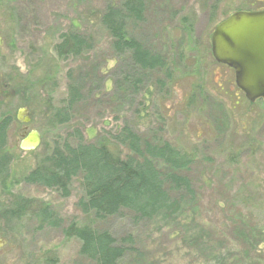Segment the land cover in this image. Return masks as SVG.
Returning <instances> with one entry per match:
<instances>
[{
    "label": "rangeland",
    "instance_id": "1",
    "mask_svg": "<svg viewBox=\"0 0 264 264\" xmlns=\"http://www.w3.org/2000/svg\"><path fill=\"white\" fill-rule=\"evenodd\" d=\"M123 1L0 0V115L14 117L7 131L8 174L0 178V227L26 264H96L79 253L76 237L63 234L72 221L107 230L125 247L117 264H264V104L249 102L234 71L210 51L221 20L237 10L264 9V0H142L143 19H127L125 29L162 54L167 70L146 73L137 90L123 78L127 54L113 50L100 21L107 5ZM71 31L89 37L92 48L59 58L53 47ZM71 81L79 82L82 99L68 122L53 124L51 111L67 104ZM20 107L27 109V123L16 120ZM123 126L143 142L167 141L194 157L180 172L193 193L182 195L175 215L137 223L127 212L97 219L78 206L80 175L68 196L23 181L55 144H74L77 133L86 143L128 154L112 138ZM32 129L41 145L20 149L22 135ZM41 205L56 213L60 226L38 228L33 212Z\"/></svg>",
    "mask_w": 264,
    "mask_h": 264
},
{
    "label": "trees",
    "instance_id": "2",
    "mask_svg": "<svg viewBox=\"0 0 264 264\" xmlns=\"http://www.w3.org/2000/svg\"><path fill=\"white\" fill-rule=\"evenodd\" d=\"M143 9L142 0H124L120 6L107 5L100 15V21L112 39L113 50L119 55L127 54L128 70L123 78L134 90L144 84L146 73L167 70V61L162 54L129 36L125 29L127 19H143ZM91 48L89 37L71 31L60 35L53 50L57 57L66 58L78 56ZM165 74L169 76L168 72ZM0 87L3 89L2 85ZM81 99L79 82L71 81L67 104L51 111L53 124L68 122L70 111ZM5 113L0 115L1 179L8 174L7 131L14 121L12 113ZM76 138L74 144L68 140L55 144L26 173L23 181L56 189L62 196H68L71 180L80 175L84 198L78 201V206L82 212H92L97 219L127 212L135 223L157 215L163 218L175 215L181 208L182 195L193 193L189 178L180 172L189 168L194 157L167 141L143 142L136 132L123 126L112 135L117 144L124 145L129 151L122 156L104 143H86L78 133ZM155 161L163 163L170 172L160 170ZM33 213L38 228L60 226V218L48 205L38 206ZM63 234L68 238L76 237L80 241L79 253L96 264H117L125 253V247L118 244L107 230L77 226L72 221L63 228Z\"/></svg>",
    "mask_w": 264,
    "mask_h": 264
},
{
    "label": "water",
    "instance_id": "3",
    "mask_svg": "<svg viewBox=\"0 0 264 264\" xmlns=\"http://www.w3.org/2000/svg\"><path fill=\"white\" fill-rule=\"evenodd\" d=\"M210 42L213 58L233 69L234 82L245 98L264 104V10L230 13L215 26ZM16 118L28 122L26 109L19 108ZM40 144V133L32 129L22 135L19 148L35 150Z\"/></svg>",
    "mask_w": 264,
    "mask_h": 264
},
{
    "label": "flooded vegetation",
    "instance_id": "4",
    "mask_svg": "<svg viewBox=\"0 0 264 264\" xmlns=\"http://www.w3.org/2000/svg\"><path fill=\"white\" fill-rule=\"evenodd\" d=\"M5 232L6 229L0 227V264H18L21 259H23V264H26L24 261L26 257L10 245ZM13 255H17L16 258H13Z\"/></svg>",
    "mask_w": 264,
    "mask_h": 264
}]
</instances>
